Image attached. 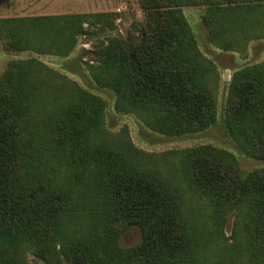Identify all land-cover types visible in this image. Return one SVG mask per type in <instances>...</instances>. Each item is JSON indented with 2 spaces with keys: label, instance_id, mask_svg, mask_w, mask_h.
Returning <instances> with one entry per match:
<instances>
[{
  "label": "trees",
  "instance_id": "trees-1",
  "mask_svg": "<svg viewBox=\"0 0 264 264\" xmlns=\"http://www.w3.org/2000/svg\"><path fill=\"white\" fill-rule=\"evenodd\" d=\"M139 1L148 16L141 38L100 45L94 79L157 132L206 129L217 116L216 93L207 84L215 67L198 51L180 6H207V35L216 43L222 27L228 30L239 12L250 18L264 0ZM111 15L5 17L0 37L7 49L67 57L79 35L99 22L109 25ZM229 91L231 135L264 159V63L235 74ZM105 109L101 97L39 59L12 60L0 74V264H28L24 248L55 264H212L160 169L131 143L111 141ZM235 162L225 151L197 146L182 150L178 164L198 196L215 204L214 221L221 204L249 199L246 217L262 224L261 241L264 172L243 179ZM133 226L141 241L122 247L121 234ZM235 252H226L225 264L235 263Z\"/></svg>",
  "mask_w": 264,
  "mask_h": 264
},
{
  "label": "rangeland",
  "instance_id": "rangeland-1",
  "mask_svg": "<svg viewBox=\"0 0 264 264\" xmlns=\"http://www.w3.org/2000/svg\"><path fill=\"white\" fill-rule=\"evenodd\" d=\"M260 5L262 8L248 19L239 12L235 16L237 20L228 30L222 27L218 32L216 43L210 41L207 35L204 19L207 6H180L194 33L198 51L215 67L212 76L207 78V84L216 93L217 116L215 122L202 131L180 135L157 132L148 127L136 111L120 103L114 89L99 85L94 79L93 70L99 63L100 45L107 44L113 37L128 42L141 38V28L148 16L139 0H0V18L97 12L112 14L109 25L102 26V22H99L89 29V33L79 35L67 57L31 49H7L0 37V74L12 60L36 58L83 89L101 97L106 104L105 127L110 132L111 141L116 146L131 143L141 152L146 164L160 169L171 185V193L179 195L184 210L194 220L201 242L208 245L204 260L212 264H225L230 261L226 252L234 249L236 252L230 257L234 264H264V236L261 241L256 238L262 224L255 218L250 221L246 217L251 201L245 199L236 205L221 204L217 219L212 220L215 204L207 203L205 198L198 196L183 178L178 164L182 150L211 146L234 157L243 179L254 177L257 171L264 172V159L249 155L238 139L231 135L226 124L230 117V112H227L229 90L235 74L264 63V1H260ZM85 27L89 28V23H85ZM141 239L140 229L133 226L123 231L119 244L131 247ZM231 244H235V248H231ZM22 254L28 264H55L47 262L31 248H24Z\"/></svg>",
  "mask_w": 264,
  "mask_h": 264
}]
</instances>
